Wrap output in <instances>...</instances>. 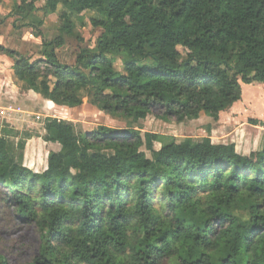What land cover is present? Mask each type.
I'll return each instance as SVG.
<instances>
[{"label":"trees","instance_id":"16d2710c","mask_svg":"<svg viewBox=\"0 0 264 264\" xmlns=\"http://www.w3.org/2000/svg\"><path fill=\"white\" fill-rule=\"evenodd\" d=\"M37 1L17 0L12 14H31ZM60 4V35L43 39L42 57L0 45L15 78L57 105L81 106L84 92L97 109L134 122L153 112L217 121L242 99V83L264 84V0H46L43 9ZM88 10L103 28L95 49L62 63L56 49L74 34L70 15ZM44 128V141L61 149L49 151L43 171L16 161L12 131H0V191L40 233L26 264H264V148L241 154L210 137L162 142L135 127L79 134L57 117ZM241 200L247 219L230 208ZM0 264H9L2 254Z\"/></svg>","mask_w":264,"mask_h":264},{"label":"rangeland","instance_id":"374dc122","mask_svg":"<svg viewBox=\"0 0 264 264\" xmlns=\"http://www.w3.org/2000/svg\"><path fill=\"white\" fill-rule=\"evenodd\" d=\"M10 2L11 0L9 4H5L4 0H0V5L7 9L6 15H0V25H3L8 18L15 16L12 14ZM43 3L44 0H40L36 5L41 6ZM76 21L87 42L86 45L92 47L99 34L98 28L94 27L91 21L89 23L87 20L83 23L77 19ZM34 25L32 24L37 31L38 27ZM27 27L25 26L24 29ZM36 31H34L35 34ZM61 59L70 62V52L62 53ZM113 59L116 70L123 71L122 58L113 56ZM10 75L12 76L5 77L8 83L4 85L3 92L0 94V131L2 129L3 133H6V130L12 131L8 136V148L11 155L16 161L36 171H43L46 168L49 151L61 149L58 143H47L43 140L47 117L72 121L79 134L97 129L100 125L121 129L135 127L142 133L148 131L161 134L162 142H168L172 137L179 140L185 137H191L194 140L210 137L214 143H234L241 154H249L251 151L264 147V126L250 121L254 119L253 117H264V91L257 86L245 89L246 95L253 98V104H249L251 106L249 110L256 114L228 110L217 121L202 114L199 119L178 123L174 120L167 121L161 118L159 112H153L145 119L134 122L122 117H113L87 102L71 109L57 107L47 103L46 99L34 92L19 91L13 72H10ZM258 119L264 121V118ZM154 146L159 149L161 144L155 142ZM146 152L148 156L151 155L149 151L146 150ZM4 197L0 191V254L6 257L9 264H26L39 252L40 233L35 224L19 219ZM230 208L234 214L244 219L249 217L250 207L246 200L238 201ZM158 210L162 211V208L159 206Z\"/></svg>","mask_w":264,"mask_h":264},{"label":"crops","instance_id":"0c3cea01","mask_svg":"<svg viewBox=\"0 0 264 264\" xmlns=\"http://www.w3.org/2000/svg\"><path fill=\"white\" fill-rule=\"evenodd\" d=\"M4 1H5V4H9V0H4ZM16 3H17V0H11L10 5L12 6V9L15 8ZM45 3H46V0H44L43 5L37 6L36 11L32 12L31 14L25 17H19L15 15L13 16V18L12 17L8 18L3 25H0V45L16 50L21 54L32 57L33 59L42 57L43 49H44L43 39L47 41H51L60 35L61 15L65 10V7L62 4H60L55 12L45 11L43 9V7L45 6ZM5 10L7 9H5L4 7L0 5V15H3V14L6 15ZM94 17H97V12L93 10H88L81 14L72 13L70 15L71 20L75 23L74 34L64 35V39H65L64 45L56 49V54L62 63L74 65L76 63V58H77V55L80 49L89 48L92 51L95 49L97 38L102 34L103 28L97 27L99 30V34L96 37L95 44L92 45L91 47L89 45H86L87 42L85 41V38L82 35V31L78 27V24L76 21L77 19V20H80L81 23H83L84 20H87L89 23L91 19ZM32 23H35L37 25L38 30L42 32V36H38L34 33V31L36 30L32 26ZM25 26H28V27L24 29ZM68 51L70 52V59H71L70 62H66L61 59V54L62 53L67 54ZM13 64H14L13 60H11L7 55L0 53V94H2L3 92L4 85L8 83L7 78L5 77L12 76L10 75V72H13V78L14 80H16L17 84L19 85V91L20 90L24 91V93L34 92L35 94L40 95L36 93L35 91L28 89L27 85L23 81L15 78ZM241 85H242V99L235 102L232 105V107H230L228 110H232V111L235 110V112L241 111V113L250 112L251 114H256L255 112H252V110L251 111L249 110L251 109V106L249 104H253V101H252L253 98H249L248 95H246L245 89L255 88L257 86V87L262 88L264 91V84L254 82L250 84L242 83ZM83 93L84 92H82L83 103L87 102L90 104L89 97L86 95V93L84 94ZM46 100H47V103L54 104L60 108H70V109L75 108V107H67L64 105H57L53 101H50L48 99ZM77 107H80V106H77ZM226 111L221 112L220 116ZM208 117L214 120L212 117L210 116ZM253 118L258 119V118H264V117H258V118L253 117ZM258 120L261 121V119H258Z\"/></svg>","mask_w":264,"mask_h":264}]
</instances>
